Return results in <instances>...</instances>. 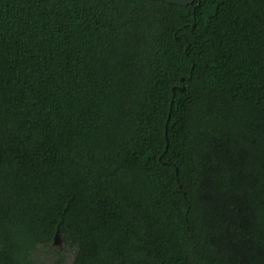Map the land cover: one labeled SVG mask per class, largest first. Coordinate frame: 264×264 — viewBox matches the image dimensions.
Listing matches in <instances>:
<instances>
[{
  "label": "trees",
  "instance_id": "16d2710c",
  "mask_svg": "<svg viewBox=\"0 0 264 264\" xmlns=\"http://www.w3.org/2000/svg\"><path fill=\"white\" fill-rule=\"evenodd\" d=\"M58 229L73 264H264V0H0V264Z\"/></svg>",
  "mask_w": 264,
  "mask_h": 264
},
{
  "label": "rangeland",
  "instance_id": "374dc122",
  "mask_svg": "<svg viewBox=\"0 0 264 264\" xmlns=\"http://www.w3.org/2000/svg\"><path fill=\"white\" fill-rule=\"evenodd\" d=\"M74 255L75 249L66 246L62 241L59 244L53 243L52 246L39 245L32 257L35 264H57L59 261H62V264H73ZM230 255L234 257L232 251H230ZM194 264L202 263L197 260Z\"/></svg>",
  "mask_w": 264,
  "mask_h": 264
},
{
  "label": "water",
  "instance_id": "95a60500",
  "mask_svg": "<svg viewBox=\"0 0 264 264\" xmlns=\"http://www.w3.org/2000/svg\"><path fill=\"white\" fill-rule=\"evenodd\" d=\"M161 1H165L167 3H171V4H180V5H188L190 3L195 2L196 0H161ZM183 80V79H182ZM180 90L184 89V86L182 87H178ZM176 87L173 88V90H175ZM63 241L60 229L57 230L55 237H54V243L59 244Z\"/></svg>",
  "mask_w": 264,
  "mask_h": 264
}]
</instances>
